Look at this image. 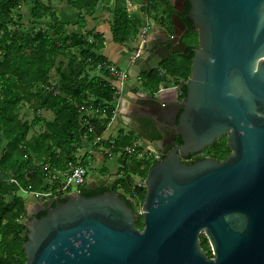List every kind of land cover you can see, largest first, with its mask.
<instances>
[{
	"label": "water",
	"instance_id": "obj_1",
	"mask_svg": "<svg viewBox=\"0 0 264 264\" xmlns=\"http://www.w3.org/2000/svg\"><path fill=\"white\" fill-rule=\"evenodd\" d=\"M186 1L197 36L190 78L158 94L132 90L123 96L125 112L145 114L152 104L157 110L149 119L173 127L181 139L176 146L157 131L163 148L152 145L162 158L144 179L142 229L111 180L94 177L85 190L104 187L105 193L71 192L64 202L30 194L24 201V264H264V0L169 3L178 13ZM176 12L172 35L149 34L143 54L127 65L130 79L189 49L183 40L188 30ZM224 136L230 152L224 160L184 162Z\"/></svg>",
	"mask_w": 264,
	"mask_h": 264
},
{
	"label": "trees",
	"instance_id": "obj_2",
	"mask_svg": "<svg viewBox=\"0 0 264 264\" xmlns=\"http://www.w3.org/2000/svg\"><path fill=\"white\" fill-rule=\"evenodd\" d=\"M65 1L71 8L79 12H84L86 16H91L95 11L96 4L101 0ZM123 1L124 0H118L117 3H122ZM159 1L162 2V0ZM43 2L44 1H37L34 4L31 10V17L33 19L38 20L48 12L47 8L49 7L46 4L44 8L41 5L44 4ZM166 2L168 9L171 10L167 0ZM13 8V1L0 3V32L3 33L0 34L4 36L7 41L6 43L2 40L0 41V43L3 44L0 48V53L2 54V60L0 61V145L1 138H4L7 142L0 155V172L4 174L11 173L18 186L23 191L30 193L37 192L41 189L42 177L38 172H34L30 174L29 178L26 180L17 172L16 163L13 158L18 151L22 149L21 143L27 134L28 128L44 125L47 131L43 138L45 140L49 139L50 141H54L55 146L63 150L65 154L68 155L69 161L74 163L76 159L73 152L78 150V146L85 133H87L88 139L93 142L96 138L101 137L106 125L109 123L114 104L119 96L116 90L104 81L105 79L103 80L96 77L90 78L87 75L83 76V68L79 65L74 67L76 73L70 72L68 77L66 74L61 75L59 95L52 94L43 99L41 91L36 92V94L31 93L28 88L32 84L41 83L46 85L48 83V70L53 66V59L67 48V43L70 39L69 36L73 38V41H81L82 36L76 34L70 35L54 17L51 34L39 32L35 35H28L20 31H10L7 25L12 21L10 12ZM114 10V13L111 14L113 16L111 23L113 40L115 43L127 47L130 43V34L136 33V29L138 31L140 27V19L135 18L129 23L126 19V13L121 6L116 5ZM129 12L132 11L129 9ZM167 19L169 22V16ZM78 20L81 22L83 17L79 15ZM81 42L85 44L84 41ZM101 42V38H98L93 43H86L87 57L93 63L105 61L103 57L93 52V49H99ZM191 48L186 54L177 56L182 60L179 64L181 67H186V63H190V59L193 56ZM160 76L161 75L157 71L143 76L147 81L146 88L151 89L150 91L152 92L157 91L160 85ZM105 78L108 77L106 76ZM182 80L187 81L188 78H180L179 83L177 82L178 85ZM181 95L182 98L185 96V88L181 91ZM89 97L94 98L93 105L98 107V109L105 114V118L101 121L92 119L91 122L93 126L95 125L94 127L91 125L85 126L79 119L80 108ZM39 101L42 108L53 113L54 120L49 122L34 118L30 125H21L14 115L16 106L20 103H26L35 108L34 105ZM131 141V135H124V137L117 141L116 147L123 148L127 145H131ZM99 143H101V141L94 146ZM208 149L211 151L213 159L216 161L224 160L230 153L225 136L216 141L214 145ZM87 156L89 155H84L80 160L85 166L88 165ZM196 157H198V155L190 156L186 161ZM65 165L58 163L57 157L55 156L52 157L49 162V169L53 173L58 172L65 174L64 172H66L67 169ZM140 165V162H134L126 167V172H131L133 174L139 173L145 179L149 164L146 165L144 171H139L138 167ZM54 182L56 185V181ZM11 190V186L0 183V235L3 239L11 236V242L15 244L14 248H7L5 255L0 254V264H24L25 256L22 246L26 240L25 228L24 225L14 223L24 211V202L20 197L21 199L15 198L12 203L4 204L3 197L8 195ZM111 190L117 193L115 184L112 186ZM106 191L107 189L105 188H100L97 192H90L82 189L80 193L85 197H91L97 193L102 194ZM144 196L143 194L141 197L144 199ZM59 201L64 202L65 199ZM128 205L131 207L129 203ZM14 209L16 211L12 213ZM43 215H45V212L39 214L38 217ZM6 218L11 220L5 222ZM135 226L138 229H142L143 227L141 216L136 214ZM200 245L205 254H209L207 244L201 241ZM17 254L23 258L21 263H13V258ZM207 257L209 256L207 255Z\"/></svg>",
	"mask_w": 264,
	"mask_h": 264
},
{
	"label": "rangeland",
	"instance_id": "obj_3",
	"mask_svg": "<svg viewBox=\"0 0 264 264\" xmlns=\"http://www.w3.org/2000/svg\"><path fill=\"white\" fill-rule=\"evenodd\" d=\"M7 1H13L14 2V8L10 12V17L12 18V21L7 25L8 30L10 31H20L24 34L28 35H35L36 33L42 32L47 34H51L52 28H53V14H51V8H47L48 12L46 15L40 19H33L31 17V10L34 7V4L38 1H44V4H41L44 8L47 4L46 0H0V3H4ZM118 0H106V1H100L96 4V8L100 7L103 12H109L110 14L114 13L115 6H121L123 8L124 12L126 13V19L130 23L135 18L140 19V27L141 29L144 24H142L143 17L146 19L152 20L157 25L163 26L164 17L166 16L167 11V2L166 0L162 2L159 0H124L122 3L118 2ZM121 1V0H120ZM66 2V1H65ZM129 2L130 4H128ZM95 8V10H96ZM166 8V9H165ZM129 9L131 11L135 12H129ZM43 11V9H42ZM95 12V11H94ZM84 13V12H83ZM132 13V14H128ZM85 14V13H84ZM112 15H111V23H112ZM77 24V23H76ZM79 24V23H78ZM73 26L75 24H72ZM162 28V27H161ZM139 29L136 33H131L129 36L130 45L133 42H136V37L139 34ZM67 31V30H65ZM3 34L2 32H0ZM0 34V41L2 40L4 43H6V39L4 36ZM71 35V34H70ZM70 39L67 43V48L59 53L54 59H53V66L48 70L47 78L48 83L41 84V83H35L32 84L28 89L31 91V93L36 94V92L41 91V96L43 99L47 97L48 95H59V86L61 81V75L66 74L68 77V74L76 73L75 72V66L79 65L83 68V76L87 75L90 78L92 77L91 73H100L101 77L99 79H103L106 77V74L104 73L103 69H98L96 67V63L91 62V60L87 57L86 53V43L89 44L88 36H82L81 41H84L85 44L81 41H73V38L69 36ZM184 42L187 46L196 47L197 46V36L196 34L190 35L187 38L184 39ZM3 44L0 43V48ZM123 52V51H121ZM120 51L116 52L117 54H123ZM133 51H130L132 54ZM129 52L124 54V57H126L127 60H129ZM122 57V58H124ZM2 60V54L0 53V61ZM182 60L177 57H170L167 61L163 62L158 70L163 71L162 75L159 77L160 79V85L162 87H167V85L173 83V85H177L179 83V79L182 77L190 78V71H189V65L190 63H186V67H181L179 64ZM110 67L114 69H118V67H121V63L117 60L112 59L111 64L107 63ZM118 66V67H117ZM125 70V68L121 67L119 70ZM98 78V77H96ZM104 80V79H103ZM106 83H108L110 86H112V81L104 80ZM136 81V87L137 90L143 91L146 90V86L142 84V81L135 80ZM178 82V83H177ZM161 83H164L161 84ZM114 88V86H112ZM115 89V88H114ZM179 99L182 98V95L179 94ZM94 104V98L89 97L88 100L82 105L79 111V119L83 122L85 126L91 125L92 127V119L93 120H99L105 118V114L103 111L98 109ZM35 108L31 107L29 104L26 103H20L16 106L14 110V115L17 119V121L23 125H30L31 122L34 120V118L42 119L45 121H53L54 115L49 111L48 114H45L44 108L40 106V101L37 102L34 105ZM118 118V117H117ZM120 120V121H119ZM115 119L113 122L111 119L109 120V123L106 125L104 132L101 135V143L94 146V142L90 141L88 139L87 133L83 136L80 145L78 146V150L73 152L75 156V162L71 163L69 161L68 155L65 154V152L55 146L54 141H50L49 139H44L43 136L45 135L47 129L44 125H38L34 127H29L27 134L24 137L23 142L21 143L22 149L18 151V153L13 157L16 163V169L17 172L22 175L26 180L29 178L30 174L34 172H38L42 177V186L41 189L37 192L41 193H47L50 190L56 189L58 186L55 185V182L53 183V186H48V180L52 177L53 172L49 169V162L52 157H57L58 163L60 164H66L67 167L65 174L74 168L76 164L81 160L84 155H86L87 150L94 151L97 153H101L105 160H109L110 162L114 163L116 162L117 157L122 158V152L120 147H116L117 141L120 140L124 135H131L132 136V143L138 142L142 145L143 149L141 152L149 151V152H155L152 147L147 145L139 135H136L134 132L130 131L128 127V123L126 124L125 119ZM90 126V127H91ZM91 127V129H92ZM105 133H107V136H103ZM7 142L4 138H1V145H0V155L3 152L4 147L6 146ZM108 146V147H107ZM26 147V148H25ZM199 157L201 158H211L213 159V154L211 151L207 148L204 150L201 154H199ZM92 161V157L89 154L87 156V162L88 164V177L89 182H95L94 177L98 174L97 170L90 166V162ZM150 166V165H149ZM149 168V167H148ZM147 168V170H148ZM147 173V172H146ZM4 174V173H2ZM5 179L2 182V184H7L12 187L11 192L4 196V204L12 203L15 198H22L23 202L29 197L30 193L23 191L15 181L13 175L11 173H8L4 175ZM99 177L105 181H108L110 179L109 175L106 173V171H101L99 174ZM10 179H13L17 185L12 184L10 182ZM47 186V187H46ZM46 190H45V189ZM83 188H80L78 191H81ZM20 198V199H21ZM15 209L14 212L15 213ZM134 213L138 216L140 214L136 213V210ZM9 216V213H8ZM11 220V219H10ZM9 218H6L5 222L10 221ZM26 220L25 216V210L20 214V217L18 220H16L14 223L24 225ZM4 222V223H5ZM199 240L204 241L208 246L209 258H212L211 249L208 245V242L204 235L199 236ZM15 244L11 242V236H8L6 238H2L0 235V254H4L7 252V248H14ZM23 261V258L20 255H15L13 258V263H17Z\"/></svg>",
	"mask_w": 264,
	"mask_h": 264
},
{
	"label": "built area",
	"instance_id": "obj_4",
	"mask_svg": "<svg viewBox=\"0 0 264 264\" xmlns=\"http://www.w3.org/2000/svg\"><path fill=\"white\" fill-rule=\"evenodd\" d=\"M127 3L130 4L129 2ZM135 10L132 11V13H134ZM143 20H145V24L141 29H139V34L136 37V46L134 47L132 55L129 59V64L133 63L137 58H139L144 51L143 47L144 43L146 42L147 36L149 35V26L148 19L143 17ZM96 67L98 69L104 70V73L108 77L106 78L108 81L116 82L121 87L128 80H131L128 77L126 70L114 69L105 62L96 63ZM183 82L185 81L182 80L180 83ZM121 87L119 89H115L119 97L114 104V108L110 118L112 122L118 117L122 94ZM162 88V85H159L157 91H155L154 94H158ZM99 141H101V139L96 138L94 141V145ZM142 149V145L138 142H134L131 145H127L121 148L120 150L122 152V158L117 157V169L109 179L112 182V186L114 184L116 185V194L119 195L127 203H129L133 211L136 210V213L138 214H141V208L143 204V198L141 196L143 194L145 195L144 178L139 173L133 174L131 172H126V167L130 166L134 162H140L141 165L138 167V169L139 171H144L146 165H152L161 159L159 153L149 151L141 152ZM87 178V166H85L84 163L80 161L74 168L69 170L68 173L63 175L62 181L57 185L58 187L56 189L50 190L47 193L31 192L30 194H35L36 196H40L47 200L59 201L61 199H65L71 192H81L78 191L80 188L85 189L88 180ZM10 182L17 185L13 179H10ZM73 188H75L76 190L72 191Z\"/></svg>",
	"mask_w": 264,
	"mask_h": 264
},
{
	"label": "crops",
	"instance_id": "obj_5",
	"mask_svg": "<svg viewBox=\"0 0 264 264\" xmlns=\"http://www.w3.org/2000/svg\"><path fill=\"white\" fill-rule=\"evenodd\" d=\"M101 1H106V0H101ZM48 7L51 8V14L55 16V19L57 22L65 29L67 30L68 33L70 34H76L79 36H88L89 42L93 43L95 40L98 38L102 40L101 46H99L98 50H94L97 55L101 56L104 58L105 63H110L111 60H117L118 62L121 63V67L125 68L129 64V60L124 57L125 53L130 54L129 59L131 57L130 51L134 50V47L136 46V42L131 43L130 45H127V47H123L117 43L114 42L112 32H111V14L109 12H103L100 7L96 8L95 12L91 16H86L83 12H79L73 8H71L65 0H46ZM81 15L83 17V20L79 22L78 17ZM77 23V24H76ZM79 23V24H78ZM72 24H75L74 26ZM142 24H145V20L142 21ZM148 26H149V31L148 34H151L153 32L159 33L161 31V25H157L152 20L148 19ZM99 36V37H97ZM118 51H123L121 54H117L116 52ZM124 57V58H122ZM118 67V66H117ZM121 67H118L120 69ZM122 70V69H121ZM159 74L162 75L163 71L158 70L157 71ZM92 77H101L100 73H91ZM102 78V77H101ZM107 80L106 78H103ZM136 81L134 80H128L122 87L116 83L112 82V86H114L115 89H119L121 87L122 89V94H121V100H120V109H119V116L117 120L119 119H125V110L127 108V102L123 100L124 95H129L132 90L134 91H139L137 90L136 87ZM164 85V83H161ZM177 85H172L168 84V88H177ZM136 89V90H135ZM139 92H144V91H139ZM172 94V93H171ZM179 94L180 92L176 93L177 99L179 100ZM174 96V93H173ZM122 111V112H121ZM49 111H45V114H48ZM126 120V119H125ZM120 121V120H119ZM104 137L107 136V133L103 135ZM101 140H103L100 137ZM86 154H90L92 157V161L90 162V166L94 167L98 174H96V177H99V174L101 171H106V173L109 175L111 178L112 174L114 171L117 169V163H118V158H116V162L112 163L109 160H105L103 155L101 153H97L94 151L87 150L85 151ZM89 164V163H88ZM87 170H88V165H87ZM4 175L0 172V182H2L5 177ZM63 173H58L55 172L52 174V177L48 180L49 185L48 186H53L54 181H56V185H58L63 178ZM4 178V179H2ZM87 182L89 181V177L87 178ZM47 187V186H46ZM76 190L73 188L72 191Z\"/></svg>",
	"mask_w": 264,
	"mask_h": 264
},
{
	"label": "flooded vegetation",
	"instance_id": "obj_6",
	"mask_svg": "<svg viewBox=\"0 0 264 264\" xmlns=\"http://www.w3.org/2000/svg\"><path fill=\"white\" fill-rule=\"evenodd\" d=\"M167 1H168V5L170 6L171 10H169L168 7H167L166 16L164 17V22L162 24L163 26H161L162 28H161V31L159 33L165 32L168 36H171L172 33H173V27H172V24H171V16L176 11L170 5L169 0H167ZM189 7H190L189 3H188V1H186L184 3V5L182 6L181 12H178V13L176 12V14L183 21L186 29L188 30V34L186 36H184V39L187 38L190 35L196 34L194 32V29L192 28L191 22L189 21V18H188ZM168 16H169V19H170L169 22H168V19H167ZM188 47L190 49L192 46H188ZM187 51L184 54H186ZM174 56L175 55H171L170 57H174ZM190 67H191V63L189 65V71H190ZM155 71H158V70H155ZM155 71H152L150 73H153ZM145 75H147V74L142 75L139 80L142 81V84L144 86H147V81L143 78V76H145ZM150 90L151 89H146V90H143V91L145 93H148V94L154 93V92H152ZM156 110H157L156 107H153L152 104H149L148 108L146 109L145 114H141V113L132 114V111L130 109L127 112H125V115H124L125 117L124 118L126 119L125 120L126 124L128 123V127H129L130 131L134 132L136 135H139V137H141V139L145 143H147V145L152 147V149L154 148L152 144H154L155 148H161V149L163 148V146H161L159 144L160 140H159L158 135H157V131L158 130L163 132L165 141H167L168 143L173 141V143L176 146H179L181 144V139L178 136L175 135L173 127H171V126H169L167 124H163L161 126V124H159V123L155 124V122L153 120L149 119V118H151V115L153 114V112L156 111ZM159 154L161 156L160 158H162L161 153H159ZM200 159H202V158H200L199 155H198V157L193 158V159H191L189 161H186L187 159H185L184 162L190 164V163H194V162H196V161H198ZM101 188H104V187H101ZM99 189H97L94 192H97ZM97 194H99V193H97ZM40 217H38V215H37L35 218H40Z\"/></svg>",
	"mask_w": 264,
	"mask_h": 264
}]
</instances>
